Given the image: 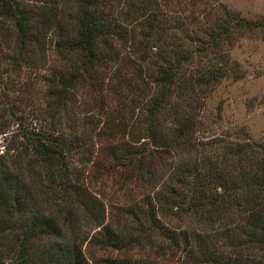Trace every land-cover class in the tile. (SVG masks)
I'll list each match as a JSON object with an SVG mask.
<instances>
[{
	"label": "trees",
	"instance_id": "16d2710c",
	"mask_svg": "<svg viewBox=\"0 0 264 264\" xmlns=\"http://www.w3.org/2000/svg\"><path fill=\"white\" fill-rule=\"evenodd\" d=\"M209 1L0 0V59L42 65L49 31L61 63L42 99L0 95V135L31 153L0 156V264H264V138L195 135L255 25Z\"/></svg>",
	"mask_w": 264,
	"mask_h": 264
},
{
	"label": "rangeland",
	"instance_id": "374dc122",
	"mask_svg": "<svg viewBox=\"0 0 264 264\" xmlns=\"http://www.w3.org/2000/svg\"><path fill=\"white\" fill-rule=\"evenodd\" d=\"M217 2L229 12L249 19L251 24L255 25L241 28L238 34L233 35L228 47H225L229 71L203 99L199 113L203 124L195 131V135L197 141L202 142H209L211 137L219 135L229 139L248 137L251 140H261L264 138V0L209 1L215 7ZM195 20L202 23L201 15H197ZM4 28L6 29L0 37V48L2 54L9 56L14 47V31L7 22ZM49 34V31H46L42 47L45 59L42 65L34 62L16 67L8 60L0 59V95L19 97L30 90L32 95L42 99L46 92L44 76L50 72V68L54 67L55 70L61 68ZM9 81L14 83L13 87H10ZM16 85L19 89H16ZM78 90L85 91L83 87ZM109 94L111 95V92ZM83 97L88 101L86 98L89 96ZM30 127L35 129L46 126L44 121H32ZM91 141L94 143L93 156L96 158L109 144H115L113 140H105L99 134L94 135ZM21 144L23 140L9 132L0 135V156L9 162L11 161L9 158H16L17 155H21V158H30V150L23 154ZM93 250L92 264H108L105 258L122 254L119 250L102 251L97 248Z\"/></svg>",
	"mask_w": 264,
	"mask_h": 264
}]
</instances>
